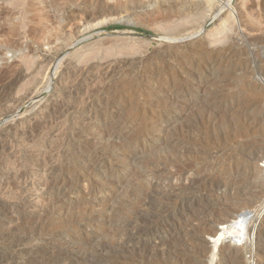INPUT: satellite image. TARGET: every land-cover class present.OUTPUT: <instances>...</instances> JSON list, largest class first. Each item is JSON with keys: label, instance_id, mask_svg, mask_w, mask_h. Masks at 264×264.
I'll return each mask as SVG.
<instances>
[{"label": "rangeland", "instance_id": "374dc122", "mask_svg": "<svg viewBox=\"0 0 264 264\" xmlns=\"http://www.w3.org/2000/svg\"><path fill=\"white\" fill-rule=\"evenodd\" d=\"M219 1L211 10L198 0L128 9L104 0H0V72L36 59L27 78L0 93V264H207L212 230L239 212L260 213L262 201L222 202L211 188L229 159L264 154V0H231L234 16ZM215 11L221 17L207 23ZM122 15L145 24L94 26ZM185 45L191 51L179 56ZM159 52H171L170 63L150 76ZM207 58L215 66H203ZM107 59L118 66L110 81L94 68ZM55 104L74 110L60 118L58 141L38 139L44 127L31 130L29 119ZM184 169L200 181L173 194ZM261 215L255 264H264ZM220 254L217 264L232 263Z\"/></svg>", "mask_w": 264, "mask_h": 264}, {"label": "bare ground", "instance_id": "6f19581e", "mask_svg": "<svg viewBox=\"0 0 264 264\" xmlns=\"http://www.w3.org/2000/svg\"><path fill=\"white\" fill-rule=\"evenodd\" d=\"M156 1H158V0H126V1H123V2H120V1H114V2H112V3H115V4H120V5H122V7L124 8V9H128L129 8V6H131V5H133V4H144V3H151V2H156ZM199 2H201L200 3V6H201V4H207V6H208V9H211V8H213L214 7V5H217V3H216V0H198ZM221 1V0H220ZM219 1V2H220ZM225 1V0H224ZM223 1V2H224ZM230 1L231 0H227L226 1V3H225V6H223V7H226L228 10H229V12L231 13V15H235L237 12L235 11V9L230 5ZM244 1V0H243ZM17 1H15V3H16ZM223 2H222V4H223ZM242 2V1H241ZM111 3V4H112ZM216 3V4H215ZM134 6V5H133ZM222 7V6H221ZM219 8V7H218ZM217 8V9H218ZM136 9V8H135ZM216 9V8H215ZM216 9V10H217ZM222 9V8H221ZM212 10V9H211ZM218 10H220V9H218ZM207 14V13H206ZM221 17V15H220V12L219 11H215V13H212V14H210V15H208V17H207V23H209V22H211V21H213V20H215L216 18H218V17ZM132 17V16H131ZM131 17H129V16H120V17H104V18H101L98 22H96V23H94L93 25L94 26H96V27H100V26H103V25H106V24H110V23H114V22H119V23H121V24H124V25H130V26H144V24H145V22H144V24H143V22L139 19V18H131ZM143 20V19H142ZM207 23H205L201 28H200V31H204V30H206L205 29V25L207 24ZM94 26H91V27H93L94 28ZM90 27V28H91ZM0 33H3V29L2 28H0ZM13 43V42H12ZM6 45H7V42L5 43ZM8 44H9V42H8ZM12 45V44H11ZM178 51H180L178 54H180L179 56H181V54L183 55L184 54V56H187L188 54H189V51H191V49H189L186 45L185 46H183V47H181V48H179V50ZM160 53V52H159ZM169 53H171V52H163V53H160V54H158L157 55V58H158V61H157V63L156 64H154L153 65V67L149 70V72H151V73H149V75L150 76H155V75H158V74H160V72L163 70V63H165V62H167V61H169V59H171L170 58V54ZM175 55V54H174ZM43 57V56H42ZM41 57V58H42ZM45 57V56H44ZM35 58H37L38 59V57H35ZM40 58V57H39ZM47 58V57H46ZM31 57H25L24 58V60L22 61V65H20V67L19 68H14V69H8V68H6V70H3L2 72H0V93L6 88V86L10 83L11 84V82L13 81L14 82V80H17L18 78L19 79H21V77H26V75H28V70H30L31 71V69L30 68H32V66L34 67V65L36 64V59H32ZM138 59V62H141L143 59L142 58H137ZM176 59H179V58H176ZM184 59V58H183ZM39 60V59H38ZM94 62H96V61H94ZM100 62V61H99ZM97 62V64H95L96 66H94V65H92L91 67H93L94 66V68L96 69L97 68V70H98V72H99V75L102 77V76H104L105 77V79H110V78H112L116 73H117V71H118V66L114 63V61L113 60H106V61H103V62ZM35 63V64H34ZM39 63H40V61H39ZM169 63H170V61H169ZM186 63H187V61H186ZM18 65V64H17ZM32 65V66H31ZM19 66V65H18ZM31 66V67H30ZM203 66H210V67H213V66H215V60L214 59H211V58H207V60H206V63L203 65ZM85 67V66H84ZM201 67V66H200ZM200 67H199V65L196 67V68H194V69H196V70H199L200 69ZM99 68V69H98ZM81 69H83V68H81ZM80 69V70H81ZM90 69V68H89ZM79 70V71H80ZM84 70V69H83ZM201 70V69H200ZM83 73V72H82ZM30 75V74H29ZM28 75V76H29ZM27 76V77H28ZM26 77V78H27ZM103 77V78H104ZM141 77H146V75L143 73L142 75H141ZM148 77V76H147ZM15 78H17V79H15ZM150 78V77H149ZM27 80V79H26ZM18 81V80H17ZM20 81V80H19ZM22 81H23V79H22ZM28 81V80H27ZM110 81V80H109ZM26 81H24V83H25ZM30 82V81H29ZM29 82H28V84H29ZM23 82H22V84H24ZM50 83V82H49ZM52 83V82H51ZM27 84V83H26ZM26 85V86H28L29 87V85ZM114 84H115V82H112V84L111 85H109V86H107V87H109V89H111V87L113 88V86H114ZM263 84H264V82H263ZM13 85V84H12ZM30 85H31V83H30ZM49 85V84H48ZM51 85V84H50ZM25 86V85H24ZM23 86V87H24ZM36 86V85H35ZM10 87H11V85H10ZM49 87V86H48ZM104 87V86H103ZM26 88V87H25ZM32 88H33V85H32ZM32 88H31V90H32ZM50 88V87H49ZM24 89V88H23ZM28 89V88H27ZM27 89H26V91H27ZM34 89H35V87H34ZM109 89H107V91L109 90ZM30 90V89H29ZM37 90V89H36ZM35 90V94H36V91ZM97 91V90H96ZM107 91H106V93H107ZM111 91V90H110ZM5 92H7V91H5ZM87 92V91H86ZM90 92H93L92 90H90L89 91V93ZM2 93H4V91L2 92ZM22 93L24 94L25 93V91L23 92L22 91ZM27 93V92H26ZM25 93V94H26ZM38 93V92H37ZM40 93V92H39ZM88 93V94H89ZM8 94V93H7ZM93 94V93H92ZM108 94H109V92H108ZM15 95H18L17 93L15 94ZM22 95V94H21ZM29 95V94H28ZM31 95V97H32V94H30ZM85 95H86V93H85ZM90 95H91V93H90ZM106 95V94H105ZM1 96V95H0ZM4 96H6V95H4ZM4 96H2V97H4ZM1 97V98H2ZM7 97H11V96H7ZM19 97V96H18ZM22 97V96H21ZM20 97V98H21ZM24 97V96H23ZM106 98H107V96H105ZM5 98V97H4ZM17 98V97H16ZM15 98V99H16ZM27 98V97H26ZM79 98V97H78ZM82 98V97H81ZM81 98H79L80 100H81ZM85 98H87V96L85 97ZM84 98V99H85ZM110 98V97H109ZM7 99V98H6ZM113 99V98H112ZM12 100V99H11ZM11 100H9V102H7V103H9V104H11L10 103V101ZM22 100V99H21ZM24 100V99H23ZM74 100V99H73ZM110 100V99H109ZM4 101V100H3ZM76 101H77V99H76ZM112 101V100H111ZM1 102V101H0ZM6 102V101H5ZM19 102V101H18ZM17 101H16V103H18ZM22 102V101H21ZM79 102V101H78ZM82 102H84L83 100H82ZM14 103V102H13ZM16 103H14V104H16ZM71 103V102H70ZM104 103H105V101H104ZM103 103V104H104ZM9 104H7V105H9ZM61 104H63V103H61ZM68 104V103H67ZM3 105V104H2ZM5 105H6V103H5ZM4 105V108L6 107ZM19 104H17V106H18ZM75 105H76V103H75ZM54 106V107H53ZM73 105H71V104H69V105H66V107H61V108H58L59 107V104H55V105H51L50 107H47L46 108V112L45 113H43L44 112V110H43V115L41 116V115H39L40 116V118H39V116L36 118V119H34V121L31 123L30 122V119H29V126H30V128L31 127H34L35 126V128L38 130V128L37 127H39V128H42V127H44V128H42L43 129V131L46 129V131H42V132H37L36 131V133H37V136H40V137H38V139H42L43 140V137H46L47 139H49V140H52V141H55V140H57V139H59L58 138V135L59 134H56L57 133V131H58V133H59V131H60V127H63V129H64V127L65 126H63L64 125V122H66V121H63L64 119H63V116H64V114H67L68 113V111L70 112L71 111V109H72V111L74 110V108L72 107ZM115 105H114V102L112 101V102H109V101H107L106 103H105V105H104V107H103V109H102V111H108L111 107H114ZM1 107V106H0ZM9 107V106H8ZM13 107V106H12ZM12 107L10 108V109H12ZM15 107H16V105H15ZM57 107V108H56ZM138 107V106H137ZM1 108H3V107H1ZM6 109V108H5ZM4 109V110H5ZM10 109H8V111L10 110ZM3 109H1V111H2ZM13 110H15V108L13 109ZM7 111V110H6ZM5 111V112H6ZM12 110H10V112H11ZM49 111V112H48ZM9 112V113H10ZM48 112V113H47ZM2 113H4V112H2ZM12 113V112H11ZM41 113V114H42ZM71 113V112H70ZM13 115V114H12ZM37 115H38V113H37ZM46 115V116H45ZM60 117H59V116ZM63 115V116H62ZM68 115H69V113H68ZM2 116V115H1ZM7 116V115H6ZM45 116V117H44ZM56 116H58V118H59V120L58 121H56V123L53 121V122H51L50 123V125L48 126L47 124L51 121V118L53 117V118H57ZM66 116V115H65ZM9 117L10 116H8V118H7V120L9 119ZM62 117V118H61ZM57 118V119H58ZM60 118L61 119H63V120H61L60 121ZM69 118V117H68ZM246 118V117H245ZM247 118H248V116H247ZM33 119V118H32ZM52 120H54V119H52ZM242 120V119H241ZM6 121V120H5ZM13 121V120H12ZM15 122H16V120H14ZM9 122V121H8ZM20 122V121H19ZM18 122V123H19ZM10 123V122H9ZM8 123V124H9ZM13 123V122H12ZM19 124H21V123H19ZM63 124V125H62ZM17 125V124H16ZM26 125V124H25ZM8 126H10V125H8ZM18 126V128L20 127L19 125H17ZM28 126V127H29ZM46 126H48L47 128H45ZM26 127V126H25ZM251 126H250V124H246L245 126H244V124H243V126L241 125V128H239V130H246L247 132H248V130L250 131L252 128H250ZM12 128H16V127H12ZM250 128V129H249ZM17 129V128H16ZM20 129H22V128H20ZM27 129V128H26ZM34 129V128H33ZM41 129V130H42ZM62 129V128H61ZM12 130V129H11ZM19 130V129H18ZM31 130H32V128H31ZM13 131H15V130H13ZM19 131H22V130H19ZM34 131V130H33ZM39 131H40V129H39ZM18 132V131H17ZM23 133H25L24 131H22ZM21 132V133H22ZM27 132H28V130H27ZM29 132H32V131H30L29 130ZM61 132V131H60ZM114 132H116V131H114ZM14 133V132H13ZM12 133V134H13ZM62 133V132H61ZM60 133V134H61ZM105 133V132H104ZM107 133H109V132H107ZM106 134V133H105ZM15 135L16 136H18L16 133H15ZM26 135H27V133H26ZM30 135V134H29ZM1 136V135H0ZM8 136V135H7ZM6 136V137H7ZM30 136H32V135H30ZM34 136V135H33ZM33 136L31 137L32 138V141L34 140L33 139ZM60 136H62V135H60ZM109 136H113V135H111V133H110V135ZM108 136V137H109ZM1 137H3V136H1ZM21 137H24V136H21ZM104 137V136H103ZM117 137V136H116ZM30 138V137H29ZM29 138H25V142H26V144L28 143L27 141H26V139H28V141H30L29 140ZM35 138V137H34ZM109 138H111V137H109ZM115 138V137H114ZM22 139H24V138H22ZM21 139V140H22ZM36 139V138H35ZM101 139V138H100ZM5 140V139H4ZM0 141H1V138H0ZM45 141V140H44ZM58 141V140H57ZM98 141H99V139H98ZM108 142L110 141L109 139L107 140ZM35 142V141H34ZM49 142V141H48ZM101 142V141H100ZM106 141L104 140V143H105ZM30 143V142H29ZM38 143V142H37ZM36 143V144H37ZM44 143V142H43ZM50 143V142H49ZM85 143H87V142H85ZM98 143V142H97ZM39 144V143H38ZM41 144H42V142H41ZM106 144H108L107 142H106ZM106 144H105V146H106ZM1 145H2V143H1ZM0 145V146H1ZM29 146H30V144H28ZM98 145H99V143H98ZM101 145V144H100ZM29 146H28V148H29ZM33 146V145H32ZM39 147H40V145H38ZM44 146V145H43ZM42 146V147H43ZM104 146V145H103ZM2 148V147H1ZM24 148H26L27 149V147L25 146V147H23V150H24ZM100 149L102 148V146L101 147H99ZM19 149V148H18ZM31 149V148H30ZM15 150V149H14ZM42 150V149H41ZM96 150H97V148H96ZM95 150V151H96ZM101 150H103V149H101ZM19 151H21V150H19ZM24 151H26V150H24ZM30 151V150H29ZM37 151H38V149H37ZM16 152H17V150H16ZM21 152H23V151H21ZM39 152V151H38ZM20 153V152H19ZM30 153H31V151H30ZM30 153H28V154H30ZM42 153V152H41ZM253 153V152H252ZM16 154V153H15ZM25 154H27V153H25ZM256 154V153H255ZM18 155H20V154H17V156ZM39 155V154H38ZM42 155V154H41ZM44 155V154H43ZM102 155H103V153H102ZM245 155V154H244ZM16 156V157H17ZM21 156V155H20ZM20 156L18 157L19 158V160H20ZM23 156V155H22ZM243 156V155H242ZM15 157V158H16ZM24 157H25V155H24ZM100 157V156H99ZM98 157V158H99ZM14 158V156L12 157V159ZM14 158V159H15ZM46 158V157H45ZM228 158V157H227ZM23 159V158H22ZM43 159V158H42ZM94 159V158H93ZM229 159V158H228ZM18 161V160H17ZM17 161H15V162H17ZM45 161V160H44ZM43 161V162H44ZM90 161V160H89ZM89 161H88V164H87V166L88 165H90L91 167H95L96 165H99V164H97V162H101L102 161V159H95L94 161H92V162H90V164H89ZM14 162V163H15ZM258 162H260V164H258ZM41 163V162H40ZM46 163V162H45ZM223 163V162H222ZM225 163H227V162H225ZM16 164V163H15ZM44 164V163H43ZM95 164V165H94ZM17 165H18V163H17ZM16 165V166H17ZM22 165V164H21ZM40 165V164H39ZM46 165H47V163H46ZM45 165V166H46ZM51 166L53 165V164H50ZM193 165V164H192ZM191 165V166H192ZM15 166V167H16ZM24 166V165H23ZM36 166V165H35ZM85 166H86V163H85ZM18 167H19V165H18ZM40 167V166H39ZM41 167H42V165H41ZM44 167V166H43ZM48 167V166H47ZM45 168V171H48V168ZM190 167V166H189ZM188 167V168H189ZM195 167V166H194ZM205 167V166H204ZM227 167V166H226ZM87 168V167H86ZM89 168V167H88ZM24 169V168H23ZM37 169V168H36ZM36 169H34V170H36ZM44 169V168H43ZM42 169V170H43ZM53 167H49V172L51 171H53ZM90 169H92V168H90ZM187 169V168H186ZM192 170V169H191ZM197 170V169H196ZM18 171H20L19 172V174L21 173V170H18ZM17 171V172H18ZM24 171V170H23ZM27 171H28V169H27ZM40 171V170H39ZM55 171V170H54ZM219 171V170H218ZM225 172H224V175H225V177H224V179L222 180V181H219V182H217V183H214L212 186V188H211V190L213 189L214 190V192L217 194V195H221L222 193H221V191L223 192V196H218V199L219 200H222V202H227V201H233V202H245V201H250V202H258V204H259V202H261L262 201V209H261V211H260V213L257 215L255 212H253V211H250V210H246V211H242V212H239L232 220H230L229 222H227V223H224V224H222V225H219L216 229H214V230H212L213 232H212V235L210 236V237H208V239H207V243H208V246H209V256L207 257L208 258V260H207V264H217V261L219 260V255H221L220 254V252L222 251V253H224L225 254V256H229V258L231 257V261H232V263H229V264H241L240 262H238V260H237V263H236V261H235V258H236V252L234 251V250H240L242 253L241 254H243L244 253V256H245V260L246 261H244L245 262V264H255L254 263V260H253V253H254V251H255V249H256V244H257V227H256V222H257V219L259 218V215H261L262 213H263V211H264V201H263V196H264V154L263 153H259V154H256V155H250V154H247V156H246V158L245 157H240V158H236V159H229V161H228V167L224 170ZM33 172H35V171H33ZM42 173H43V171H41ZM221 172V171H220ZM194 173H195V171H194ZM200 173V172H199ZM15 174V173H14ZM178 174V173H177ZM176 174V175H177ZM191 174V173H190ZM189 174V172H187V171H185V169H184V171L181 173V175H182V179H180V184H178V182H177V186L178 187H176V188H173V194L174 193H177V195H178V192L180 193H182V191L183 190H185V188H189L190 186L192 187V185L195 183V182H198V180L200 181V179H198V178H196L195 176L194 177H192V175H190ZM27 175V174H26ZM25 175V176H26ZM47 175V174H46ZM180 175V176H181ZM44 176H45V174H44ZM197 176H198V174H197ZM221 176V175H220ZM18 177V176H17ZM20 177H22V176H20ZM15 178H16V176H15ZM25 178V177H24ZM17 179H19V178H17ZM26 179V178H25ZM222 179V178H221ZM14 180V179H13ZM218 180H219V178H218ZM19 181V180H18ZM18 181H15L16 183L18 182ZM26 181V180H25ZM217 181V180H216ZM27 183H28V181H26ZM25 182V183H26ZM204 182V181H203ZM18 183H20V182H18ZM24 183V182H23ZM21 184V183H20ZM208 186H210V185H208ZM221 193V194H220ZM171 195V194H170ZM148 198V197H147ZM191 199V198H190ZM217 198H215V200H216ZM145 200H147V199H145ZM195 201V200H194ZM146 202V201H145ZM151 201H150V199L148 200V202H146V204L148 205V203H150ZM257 207V206H256ZM258 207H259V205H258ZM257 209V208H256ZM255 209V210H256ZM257 211V210H256ZM145 213V212H144ZM138 214H139V212H138ZM137 214V215H138ZM142 214V213H141ZM145 215H147V214H145ZM262 216V215H261ZM137 217V216H136ZM136 217H133V218H136ZM141 216L140 215H138V218H140ZM146 218V217H145ZM149 219V218H148ZM137 220V219H136ZM141 220V219H140ZM144 221V220H143ZM132 222V221H131ZM130 222V223H131ZM138 222V221H137ZM141 222V221H140ZM145 222V221H144ZM132 224V223H131ZM137 224V223H136ZM140 224V223H139ZM129 225V224H128ZM135 225V224H134ZM137 226V225H136ZM145 229V228H144ZM136 230H138L139 231V233L140 232H142V230H143V226L142 227H137L136 228ZM132 231H134V230H132ZM137 232V231H136ZM224 247H226L227 249H222V248H224ZM201 250V249H200ZM203 250V249H202ZM238 252V251H237ZM234 255H235V257H234ZM240 255V254H239ZM223 256V255H222ZM238 257V256H237ZM227 261H228V259H227ZM233 261H235V263L233 262ZM243 263V262H242Z\"/></svg>", "mask_w": 264, "mask_h": 264}, {"label": "built area", "instance_id": "2783aa9c", "mask_svg": "<svg viewBox=\"0 0 264 264\" xmlns=\"http://www.w3.org/2000/svg\"><path fill=\"white\" fill-rule=\"evenodd\" d=\"M104 1H107V2H114V1H120V2H123V1H126V0H104Z\"/></svg>", "mask_w": 264, "mask_h": 264}, {"label": "trees", "instance_id": "16d2710c", "mask_svg": "<svg viewBox=\"0 0 264 264\" xmlns=\"http://www.w3.org/2000/svg\"><path fill=\"white\" fill-rule=\"evenodd\" d=\"M109 28H121L119 25L110 26Z\"/></svg>", "mask_w": 264, "mask_h": 264}, {"label": "water", "instance_id": "95a60500", "mask_svg": "<svg viewBox=\"0 0 264 264\" xmlns=\"http://www.w3.org/2000/svg\"><path fill=\"white\" fill-rule=\"evenodd\" d=\"M117 23H119V22H117ZM121 24V23H120Z\"/></svg>", "mask_w": 264, "mask_h": 264}]
</instances>
